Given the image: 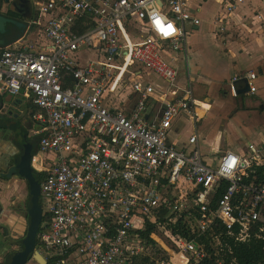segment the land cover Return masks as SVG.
I'll return each mask as SVG.
<instances>
[{
	"label": "built area",
	"instance_id": "1",
	"mask_svg": "<svg viewBox=\"0 0 264 264\" xmlns=\"http://www.w3.org/2000/svg\"><path fill=\"white\" fill-rule=\"evenodd\" d=\"M30 1L37 18L26 33L46 44L24 45L29 35L0 44V91L35 107L40 252L54 264H221L229 240L263 237L264 149L225 152L211 166L195 133L182 147L168 140L176 120L199 116L191 83L166 58L182 50L184 23L200 24L189 0ZM215 2L229 14L244 0ZM81 19L91 24L84 33ZM145 74L167 84L154 122ZM242 78L255 93L252 71L232 78L231 94ZM127 88L131 111L108 104ZM148 225L158 232L143 236Z\"/></svg>",
	"mask_w": 264,
	"mask_h": 264
},
{
	"label": "crops",
	"instance_id": "2",
	"mask_svg": "<svg viewBox=\"0 0 264 264\" xmlns=\"http://www.w3.org/2000/svg\"><path fill=\"white\" fill-rule=\"evenodd\" d=\"M22 2L21 7L27 12L29 5L26 0ZM188 4L191 13L194 18L200 20V24L185 22L186 36L181 42L182 50L167 52L166 58L179 70V80L184 84L191 83L199 116L197 122L176 120L169 131L168 140L171 144L182 147L195 133L199 151L205 162L216 166L219 157L225 152H233L243 157L248 155L250 145L264 149V0H244L229 14L216 2L218 9L211 14L214 8L213 5H208V0H189ZM31 20L33 19L27 22ZM88 24L90 23L86 21L79 23L76 31L78 33L88 31L91 27L83 29V26ZM26 32L20 36L29 35L24 45L46 44L38 30H32L31 35ZM88 56L91 61L98 60L95 53H88ZM252 71L257 74L254 82L257 87L255 93L232 95L229 85L232 78L244 77ZM153 77V74H145V78L156 88L147 113L148 120L152 122L158 120L157 112L161 106L162 93L167 88L162 79L161 83L157 84ZM154 79L157 80L155 77ZM122 92L118 97L112 95L108 104L131 111L135 106L136 96L130 88ZM12 98L21 101L19 108L24 101L28 102V115L31 116V113L33 115L35 107L28 97ZM39 151L40 149L37 150L35 157L37 155L43 158L42 155H38ZM258 170H260L258 175L261 176L262 169ZM6 194L2 197L4 209L0 212V264H9L10 259L18 251L19 246L12 241L18 235L21 237L17 221L23 219L9 206L8 197L11 198L14 193ZM20 232H23V229ZM36 250L40 252L37 245ZM40 254L48 264H54L51 259L41 252ZM29 258L26 264H41L32 255Z\"/></svg>",
	"mask_w": 264,
	"mask_h": 264
},
{
	"label": "flooded vegetation",
	"instance_id": "3",
	"mask_svg": "<svg viewBox=\"0 0 264 264\" xmlns=\"http://www.w3.org/2000/svg\"><path fill=\"white\" fill-rule=\"evenodd\" d=\"M15 0H0V13H5L2 11V7H10ZM6 14V13H5ZM21 101L18 99H13L8 94L5 95V92H0V140L5 143L7 142L10 145V148L7 154H4V157L0 159V182L4 184L8 183H17L24 182V187L26 189V195L23 199H14L15 194L10 198L11 208L18 213V216H21L23 219L21 221V226L23 232H19L21 237H18L12 241V243H17L19 246L18 251H22L24 246L22 241L27 232V227L29 223L28 210L31 204L30 198V186L26 178L20 175V164L22 158L27 155L28 144H32V151L39 149V138L34 135L35 123L32 120V117L28 115V102L24 101L21 107ZM35 155L31 156V167L33 168V159ZM44 174L39 173L36 176V180L39 181L40 186L43 182ZM2 192V187L0 186V193ZM41 205V196L39 199ZM4 203L0 200V212L3 211ZM43 222V216L42 221ZM39 227V231L41 228ZM23 233V234H21ZM15 252L14 255L18 253ZM31 256V255H30Z\"/></svg>",
	"mask_w": 264,
	"mask_h": 264
},
{
	"label": "water",
	"instance_id": "4",
	"mask_svg": "<svg viewBox=\"0 0 264 264\" xmlns=\"http://www.w3.org/2000/svg\"><path fill=\"white\" fill-rule=\"evenodd\" d=\"M5 22L6 19L0 16V30L4 28ZM236 85L238 94L249 92L247 80L242 79V81L237 82ZM27 147V155L22 158L20 164V175L28 180L30 186L31 204L28 210L29 223L27 232L22 241L24 249L20 252L18 251V253L10 259L9 264H26L30 259V255L35 257L41 264H48L40 252L36 250L39 227L42 221V206L39 203L41 188L39 181L36 180V176L39 175V173L31 167V156L32 154L35 155L37 150L32 151V144L30 143Z\"/></svg>",
	"mask_w": 264,
	"mask_h": 264
},
{
	"label": "trees",
	"instance_id": "5",
	"mask_svg": "<svg viewBox=\"0 0 264 264\" xmlns=\"http://www.w3.org/2000/svg\"><path fill=\"white\" fill-rule=\"evenodd\" d=\"M0 16L6 19L4 28L0 30V44L6 45L25 34L27 30L26 23L5 13H0ZM79 21L82 23L86 20L81 19ZM86 27L90 28L91 24L83 26V29ZM151 232H158V230L155 226L148 225L145 226L141 234L146 236ZM168 244L171 246V243ZM229 244L230 249H225L220 254L219 259L222 261L221 264H264V236L260 238L252 236L248 241L242 243L229 240ZM202 264H217L216 258L208 259Z\"/></svg>",
	"mask_w": 264,
	"mask_h": 264
},
{
	"label": "rangeland",
	"instance_id": "6",
	"mask_svg": "<svg viewBox=\"0 0 264 264\" xmlns=\"http://www.w3.org/2000/svg\"><path fill=\"white\" fill-rule=\"evenodd\" d=\"M26 1L29 5L27 12H25L24 7H21V4L23 3L22 0H15L13 5H11L8 8L6 6H3L2 11H4L8 16L13 17V18H17L18 20L27 24V21L29 19H35V12L33 11V2L29 1V0H26ZM208 5H211V6L213 5L214 9H213V11H211L212 12L211 14H213L217 11L218 7L213 0H208ZM133 68L138 69L137 67H133ZM154 77L157 78L158 81L156 79H154ZM154 77H153V80L155 82H157V84H158V82L161 83V79L158 76L154 75ZM9 148H10V145L7 142L5 143V141L2 142L0 140V159L4 157V154H7ZM43 165H45V164H43ZM0 186L2 187V192L0 193V200H2V197L7 192L8 193L6 195H9V193H14L15 194L14 199H16V197L17 198L19 197L18 199H23L22 197L24 195H26V189L24 187V182H17V183H11L10 182L7 185L0 182ZM8 198L10 199V197H8ZM17 224H18V228H17L18 232H20L21 229H23V228H21L22 227L21 226V220L17 221Z\"/></svg>",
	"mask_w": 264,
	"mask_h": 264
}]
</instances>
